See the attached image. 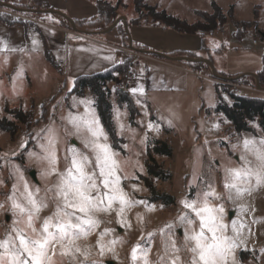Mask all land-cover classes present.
I'll use <instances>...</instances> for the list:
<instances>
[{
	"label": "rangeland",
	"instance_id": "374dc122",
	"mask_svg": "<svg viewBox=\"0 0 264 264\" xmlns=\"http://www.w3.org/2000/svg\"><path fill=\"white\" fill-rule=\"evenodd\" d=\"M145 1L169 4L171 9L186 18L190 10L194 15L196 14V21L201 19L197 11L212 12L210 0ZM262 1L264 0H212L211 2L220 5L235 3L236 17L246 19L251 15L252 3ZM110 4L115 6L118 18L122 17L125 22L128 19L124 14L128 17L132 14L136 16L133 4L129 6L124 3L125 7H122L116 0L111 1ZM257 7H254L253 14ZM229 8H232L234 17L233 5L228 4L222 10L225 13ZM12 15L18 16L16 13ZM255 22L257 25V20ZM107 28L108 26L102 30ZM85 30L80 29V31ZM234 30L231 20L225 23L223 29L214 30L221 31L219 37L222 38L221 41H225V44L214 43V46L220 49L213 52L209 67L213 66L217 70L232 73L244 68L262 66L261 57L253 53L252 36L244 33L241 38H237L234 36ZM113 31L116 33L115 27L101 35L111 39L110 32ZM207 41L213 44V39ZM130 51L133 57L153 56L150 50L140 51L133 48ZM211 53L212 51H205L206 55ZM205 54L201 55L205 57ZM178 57L181 56L172 55L169 59L182 64L188 61ZM27 63L28 68L21 70L18 62L14 61L13 65L16 67L7 72L9 76L0 78V122L15 127L13 133L0 128V204L4 205L0 208V241L6 239L8 235H15L11 232V228L19 217L13 214L12 202L8 198L14 197L17 202L26 205L25 185L38 203L43 201L48 205L36 214L34 226L39 230L43 220L54 215L58 199L56 186L59 184V175L65 174L70 167L73 151L89 157V165L85 170L89 174H94L99 189L93 195H103L108 191L104 189L99 169L95 166V153L91 146L85 147L84 143L93 139L85 123L93 116L99 121L100 127L107 136L95 108V95L89 88L84 89L83 97L69 94L67 91L72 87V79L64 78L56 66L48 62L41 52L31 56ZM212 70L205 71L204 75L208 77H192L185 91L153 92L156 101L152 105L155 107L150 105L148 98L140 97V101L135 100V102L132 100L138 111L132 120L129 118L127 104L119 105L115 92L118 87H124L128 78L127 73L118 77L115 82L105 84L116 134L123 138V143L120 145L123 153L111 145L108 136L106 141L101 137L100 142L107 143L111 151L117 154L113 158L118 165L116 177L120 179V187L128 199L138 203L122 214L131 227L127 224L121 227V224L117 223L118 202L113 204L111 214L95 213L94 218L100 221L99 227L87 237L82 236L74 241V245L82 253L88 254L87 260L83 255L78 254V260L84 261V264H93L94 261L96 264L109 262L110 264H172L173 260L176 264H192L193 254L187 250L184 242L185 226L179 223L178 217L187 215L191 218L196 231H199V220L190 210L184 209L180 202L185 199L197 200L198 194L202 196L204 192L215 189L219 198L209 199L213 206L222 205L225 208L224 223L229 225L225 234L235 236L231 230L232 221H236L237 226L240 223L245 225L235 241L239 245L234 252L236 264H264V185L255 187L253 179L251 194L245 193L242 198L232 200L228 198L224 188L225 178L228 175L226 169L243 166L242 153L255 164L254 156L245 151L243 142L254 141L255 146L260 148L259 142L264 139V132L257 118L254 121H247L255 134L247 131L236 132L223 112L215 110V90L220 92L221 97L228 104L231 103L229 96L222 91L224 86L231 87L238 93L245 92L247 95L252 93L264 96V90L259 91L255 84L251 86L252 89H256L255 91L240 89L241 85L233 86L226 81L229 78H222ZM142 71H145V74H138L137 78L144 79L146 86L155 90L154 71L148 69ZM150 73L152 77L149 78ZM26 74L29 75V79L25 78ZM210 76L216 79L214 84ZM194 80L197 81L196 85H199L197 88L192 84ZM81 101H90V103H81ZM202 106H205V109H202ZM86 108L89 109L88 112L85 111ZM12 110H20L24 115L15 114L11 112ZM72 117L80 118L77 121L80 131H77L70 122ZM149 124L154 126L152 130H149ZM49 129H52L53 141L49 149L54 151L56 156V164L51 166L48 160L28 155L29 152L36 153L37 156L46 155L40 145H48L46 137L49 136ZM154 139L165 141L172 149L169 156L153 153L155 160L170 172V177L166 180L151 178L159 194L168 193L173 196L174 202L171 204H165L161 199L154 202L148 200L149 192L143 177L148 176L145 167L146 148L148 145L153 148ZM53 167L56 169V174L43 175L45 172H51ZM30 170H34L36 181L30 177ZM21 176L23 179L20 178ZM60 203L62 206V201ZM169 224L173 225L171 229L167 228ZM106 228L112 231L101 241L105 245V254L101 256L96 245L99 233ZM50 231L54 232L55 229ZM113 240L117 243L111 246L112 251H108L109 242ZM134 247L137 249L135 261L131 256ZM240 251L249 252L250 256L240 260ZM53 264H69V261L68 258H62L57 250Z\"/></svg>",
	"mask_w": 264,
	"mask_h": 264
},
{
	"label": "snow or ice",
	"instance_id": "6c2138e0",
	"mask_svg": "<svg viewBox=\"0 0 264 264\" xmlns=\"http://www.w3.org/2000/svg\"><path fill=\"white\" fill-rule=\"evenodd\" d=\"M35 43L36 41H33V44ZM106 59H111V57H106ZM132 91L135 93L137 89H132ZM139 91L143 90L139 89ZM81 103H90V101H81ZM85 111L88 112L89 109L86 108ZM79 119V117H72L70 120L77 131H80V125L77 123ZM85 123L88 125V132L93 137V139L84 142L85 147L91 146L94 151L95 166L99 169L104 189L108 191L103 195H93L99 189L94 174H89L85 170L89 165V157L73 151L70 167L65 174L59 175V184L56 186L58 199L54 215L45 218L39 230L34 226L36 214L42 208H47L48 205L43 201L38 203L33 194L28 192L27 185L24 186V191L27 193L24 197L27 201L26 205L17 202L14 197L8 198L12 202L13 214L19 218L13 222L11 228V232L15 235H8L6 239L0 241V264H53V257L57 254V250L62 258H68L69 264H84V261L78 260L77 256L78 254L83 255L84 259L87 260L88 254L82 253L74 245V241L82 236L87 237L99 227L100 221L94 218L95 213L111 214L113 204L118 202L117 223H120L121 227L127 224L122 214L138 202L128 199L120 187V179L116 177L118 165L113 158L117 154L111 151L107 143L100 142L101 137L106 141L107 136L100 127L99 121L93 116L91 120ZM148 127L149 130L154 128L151 124ZM51 134L52 129H49V136L46 137L48 145H40L46 155L37 156L36 153H28L29 157L36 156L37 159L48 160L50 166L56 164L55 152L49 149V145L53 143ZM259 143L261 147L257 148L254 141L245 140L243 142L245 151L254 156L255 164L242 153L243 166L226 169L228 175L225 178L224 188L230 200L240 199L245 193L251 194L253 179L255 180V187L264 185V139ZM50 174H56L54 167L51 168V172L43 173V175ZM111 177H115V179H110ZM20 178L23 179L22 176ZM210 197L219 198L215 189L204 192L202 196L198 194L197 200H181L180 203L183 208L190 210L199 220V231H196L193 228L194 221L191 218L187 215L178 217L179 223L185 226V247L193 254L192 264H229V259H231V264H236L234 252L239 245L235 241L245 225L240 223L237 226V222L232 221L231 230L235 236L226 235L229 225L224 223L225 208L222 205L213 206ZM105 201H107L106 204ZM3 207L4 205L0 204V208ZM138 219L142 218L138 217ZM127 226L131 227L130 224ZM172 227V224L167 225L169 229ZM50 229H55V231H50ZM111 231V229L106 228L99 233L96 246L99 248L101 256L105 254V245L101 241ZM116 243L115 240L110 241L108 251H112L111 246ZM131 256L133 261L137 259L135 247ZM93 264L96 262L94 261ZM172 264H176V261L173 260Z\"/></svg>",
	"mask_w": 264,
	"mask_h": 264
},
{
	"label": "crops",
	"instance_id": "0c3cea01",
	"mask_svg": "<svg viewBox=\"0 0 264 264\" xmlns=\"http://www.w3.org/2000/svg\"><path fill=\"white\" fill-rule=\"evenodd\" d=\"M11 2L28 3L29 0H10ZM95 1L97 0H49L53 11L58 12L61 16H65L68 19L83 20L93 17L96 14ZM108 2L115 0H105ZM126 5H132V0H122ZM212 0L209 1V4ZM148 3L147 1H145ZM155 5L159 10L164 9L168 13L181 18L188 23H194L196 21V14L189 10V14L186 16L180 14L176 10L170 8L169 4H161L159 1L148 3ZM219 4V3H218ZM234 6V18L237 20H253V9L257 7V28H250L246 33L252 36L253 53L258 54L261 57L264 52V1L252 3L251 15L246 19H240L236 17L235 3H228ZM226 4V5H228ZM220 5V4H219ZM226 5H220L222 8ZM4 11L3 9H0ZM135 13L134 11H132ZM132 14L131 17L124 16L128 19L124 23H127L137 17V13ZM33 22L38 29L34 28V25L23 26L22 24L8 25L0 21V78H5L8 75L7 72L14 69V61L18 62L19 69L25 70L28 68V59L34 56L36 53L41 52L45 57V48H47L55 61L56 68L61 72L64 78L73 79L80 75L92 74L105 70L113 65L123 61L125 58L130 57L132 67L127 73L128 78L125 81L123 89L127 91L131 99L135 102L140 101V97L148 98L151 106L156 99L153 92L160 91H185L189 87L192 77H208L205 71L217 72L222 78L234 79L241 76H247L248 82L252 85L255 84L256 89L264 90L263 86L258 84L257 72L261 69V66H253L252 68H244L235 72H224L223 70H217L213 66L212 68L202 69L197 72L192 70L189 66L182 64L179 61L170 60L173 53H179L180 51H190L199 55L197 58L199 61L207 63L209 57L212 58L213 52L220 49L214 46V43H224L219 37L221 31L200 32L199 34H185L176 32L170 28H166L163 25H153L149 22H143L140 25L129 26V41L131 43H138L150 49L152 52L160 54H168V57L157 58L150 55H143L139 57H133L132 51L126 49L121 45L120 39L117 33L110 32V38L105 37V31L95 33L86 29L80 31L75 29H67L59 24L57 19L38 20L33 19ZM225 29V28H224ZM235 31V30H234ZM224 32V31H222ZM82 33L83 35H81ZM95 33V34H91ZM99 36H103L100 38ZM106 38V39H105ZM208 39H213L211 44ZM33 41H36L33 44ZM206 46L207 51H212L210 55L205 54V50H201V44ZM223 44V45H224ZM6 45V47H5ZM225 49V47L223 46ZM15 49V51H13ZM149 51V50H148ZM171 54V55H169ZM201 54H205L203 57ZM111 57V59H106ZM185 57V56H181ZM46 59V57H45ZM175 59V58H174ZM47 60V59H46ZM177 60V59H176ZM48 61V60H47ZM211 61V59H210ZM49 62V61H48ZM52 64V63H51ZM60 64V66H58ZM54 65V64H53ZM51 68V67H50ZM147 71H154V87L155 90L149 89L146 86L144 79L139 80L138 74H145ZM204 71V72H203ZM9 76V75H8ZM26 79H29V75H25ZM152 77L151 73L149 78ZM213 84L216 81L215 78L210 76ZM197 81H192V84L197 88ZM236 86L235 84H232ZM238 87V86H236ZM132 89H137L133 93ZM142 89L143 91H139ZM163 89V90H162ZM240 89L255 91L250 86H240ZM68 92V91H67ZM153 93V94H152ZM240 94L247 95L245 92H239ZM251 97L264 96L248 93ZM216 104V102H215ZM155 107V106H154ZM205 109V106H202ZM204 111V110H203Z\"/></svg>",
	"mask_w": 264,
	"mask_h": 264
},
{
	"label": "trees",
	"instance_id": "16d2710c",
	"mask_svg": "<svg viewBox=\"0 0 264 264\" xmlns=\"http://www.w3.org/2000/svg\"><path fill=\"white\" fill-rule=\"evenodd\" d=\"M117 4L125 7L122 0H116ZM134 10L137 13V17L130 20L125 26L124 21L119 20L115 25L116 33L120 39L121 45L129 50L133 48L137 50H150L149 48L140 45L138 43L129 42L128 27L132 25H140L143 22H149L153 25H163L166 28H170L179 33L185 34H199L200 32H210L214 30H221L225 23L229 20L232 21L235 31L234 36L241 38L246 30L249 28H257L255 20H257L258 14L257 10L254 11V20L252 22L248 21H236L233 17L232 8H229L227 12H223L222 8L215 2H211V13H206L203 11H197V15L201 18L194 23H188L187 21L178 18L177 16L168 13L164 9H158L155 5H150L145 2V0H132ZM8 5V6H6ZM96 14L93 17L83 20H74L76 28L89 29L92 32L100 33L103 28L107 26L110 27L118 18L115 6L111 5L110 2L105 0L95 1ZM0 21L8 24H22L23 26L34 25L33 19L46 20L51 17V20L57 18L59 24L67 29H72L69 21L60 16L57 13L51 12L53 10L49 0H29L28 3L11 2L10 0H0ZM50 11V12H41ZM13 13L18 14L17 17H13ZM148 18L150 20L148 21ZM39 32V31H38ZM201 50H207L206 46L201 44ZM219 51V50H216ZM215 52V51H214ZM46 59L54 64L55 61L52 57L51 52L45 48ZM157 58H162L160 54L151 53ZM171 55V54H169ZM172 56V55H171ZM173 56H185L191 59H197L199 55L190 51H180L179 53H173ZM209 57V61H210ZM262 66L257 72L258 83L264 86V52L261 56ZM187 66H189L194 71H201L202 69H208L209 64L203 61H184ZM132 61L130 57L125 58L123 61L109 67L105 70L95 72L87 75H80L73 79L72 87L68 91L69 94H75L79 97H83L84 89L89 88L95 95V108L102 123V126L108 136L111 145L123 153L121 148V143H123V138L117 136L116 129L114 127L112 117H111V103L107 98V89L105 84L107 82H115L118 77L123 76L128 73L132 67ZM231 84L241 85V86H252L248 82L247 76H241L234 79L226 80ZM230 98L231 103L228 104L220 95L218 90H215L216 105L215 110L223 112L225 117L232 123L236 132L247 131L254 133V129L250 127L247 121H254L256 118L258 123L264 132V97H251L248 95H243L232 89L231 87H223V90ZM117 94V103L121 105L122 103L127 104V109L129 111V118L132 120L138 111L129 96L127 91H124L120 87L115 90ZM11 112L23 116L24 114L20 110H12ZM0 128L8 131L14 132L15 127L12 124H4L0 122ZM171 147L162 140L154 139L153 148L148 145L146 148L147 159L145 161V167L148 176L143 177L144 184L149 192L148 200L149 202H154L161 199L165 204H171L174 202L173 196L168 193L159 194L155 189L151 178H160L161 180H166L170 177V172L159 164L153 153L160 155L171 154ZM250 253L246 251L239 252V259L244 260L249 257Z\"/></svg>",
	"mask_w": 264,
	"mask_h": 264
},
{
	"label": "water",
	"instance_id": "95a60500",
	"mask_svg": "<svg viewBox=\"0 0 264 264\" xmlns=\"http://www.w3.org/2000/svg\"><path fill=\"white\" fill-rule=\"evenodd\" d=\"M6 6H8V5H6ZM41 12H50V11H41ZM51 12L59 14L58 12L53 11V10H52ZM59 15H60V14H59ZM60 16H61V15H60ZM62 17L66 18L65 16H62ZM66 19L69 21L70 25L72 26V29L78 30V29L76 28V26H75V23H74L71 19H68V18H66ZM120 19H122V18L119 17V18H118V19H117V20H116V21H115L110 27H108L107 29H105V31H108V30L112 29L113 27H115L116 23H117ZM125 26H126V24H125ZM129 42H130V41H129ZM149 52H152V51H149ZM152 53H155V54H156V52H152ZM157 54H160V53H157ZM160 56H162V57H168L167 55H163V54H160ZM178 58H183V59H185V60H189V61H199L198 59H191V58H188V57H178ZM178 58H176V59H178ZM207 63L210 64L209 61H207ZM211 68H212V66H211ZM29 175H30V177H31L34 181H36L34 170H30ZM6 219H7V217H6ZM108 264H110V262H109Z\"/></svg>",
	"mask_w": 264,
	"mask_h": 264
},
{
	"label": "built area",
	"instance_id": "2783aa9c",
	"mask_svg": "<svg viewBox=\"0 0 264 264\" xmlns=\"http://www.w3.org/2000/svg\"><path fill=\"white\" fill-rule=\"evenodd\" d=\"M58 66H60V64H58Z\"/></svg>",
	"mask_w": 264,
	"mask_h": 264
}]
</instances>
